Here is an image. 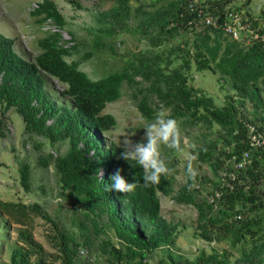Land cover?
Returning a JSON list of instances; mask_svg holds the SVG:
<instances>
[{
    "label": "trees",
    "instance_id": "16d2710c",
    "mask_svg": "<svg viewBox=\"0 0 264 264\" xmlns=\"http://www.w3.org/2000/svg\"><path fill=\"white\" fill-rule=\"evenodd\" d=\"M36 1L31 16L39 24L51 20L59 30L67 31L65 16L55 0ZM79 1L67 0L76 8L81 7ZM188 1L172 0L161 7L141 23L140 33L149 34L153 28L161 42L159 35L176 38L180 31L195 30V24L188 25L192 19ZM225 1L229 0L219 5L224 7ZM124 15H128L125 9L113 8L104 12L102 19L110 18L112 24L123 28ZM247 17L264 32V9L257 18ZM108 24L97 30L92 40L97 46L105 37L116 36L118 31ZM67 33L76 39L73 31ZM65 41L61 31L46 32L36 40L39 53L31 58L18 49L15 37L0 31V137H5L2 127L6 114L13 111L21 116L25 134L44 137L51 144L67 142L63 154L40 156L38 163L43 167L53 164L58 196L73 205L72 222L81 233L76 237L68 232L57 216L37 202L0 200V264H149L151 255L157 252L163 253L158 264H264V214L260 212L264 210V147L249 145L247 127L253 125L264 131V45L247 46L205 27L193 44L184 42L171 48L165 59L158 53L138 55V63L129 62L121 71L91 78L73 58L79 44L67 46ZM179 51L185 53L180 55ZM171 56L183 63L170 68ZM192 65L197 72H210L229 86L231 93L225 95L222 105L189 84ZM138 76L149 82L151 92L170 109L171 117L201 122L209 133L217 127L212 139L209 134L205 135L208 138L203 135L205 142L196 148L197 160L217 176L222 169L232 171L236 175L234 189H221L222 196L213 203L198 200L200 189L196 186L202 179L186 169L187 181L173 198L177 204L196 209L197 235L204 243L226 242L238 256L213 245L208 246L209 251L202 248L193 259L175 253L172 248L178 225L161 215L159 197V193L168 197L174 191L171 172L162 176L159 184L145 187L141 176L144 170L131 167L120 158L122 148L105 140L106 133L116 125L115 117L106 112L107 105L119 100L123 84L134 83ZM52 80L59 89L52 87ZM246 103L251 110L244 115ZM137 109L148 120L155 117L146 97ZM245 152L248 162L236 170ZM117 168L130 182L135 175V191L123 194L106 190L109 176ZM100 172L103 176L98 179ZM19 181L29 192L31 167L26 162L19 166ZM36 217L50 225L47 241L55 253H48L35 239L31 222ZM107 231L116 242L107 237ZM102 234L106 239L96 242Z\"/></svg>",
    "mask_w": 264,
    "mask_h": 264
},
{
    "label": "rangeland",
    "instance_id": "374dc122",
    "mask_svg": "<svg viewBox=\"0 0 264 264\" xmlns=\"http://www.w3.org/2000/svg\"><path fill=\"white\" fill-rule=\"evenodd\" d=\"M171 1L80 0L81 7L76 8L67 0H55L56 5L65 16L67 31H73L76 35V39L73 40L66 30H59L53 21L48 20L39 24L37 18L31 16V12L37 7L36 0H0V31L15 37L18 49L23 50L31 58L39 53L36 44L38 38L45 36L46 32L61 31L64 40H66L65 45L79 44L78 52L73 55V58L79 61V67L91 78H97L101 75L121 71L129 65V62L138 63V55L139 57H150L158 53L162 54L165 59L171 48L182 46L184 42L189 45L193 44L198 36L199 28L180 31L178 38L175 36L171 38L165 34L159 35L163 40L161 42L156 39L157 34L153 28L149 34L140 33L141 23ZM227 5L239 9L245 15L255 16L264 9V0H229ZM113 8H123L128 12V15H124L126 18L122 20L126 23V27L116 26L114 22L112 24L110 18L102 19V14ZM108 23L118 32L114 37H105L101 46H97L92 40L98 34V28L103 25L109 27ZM103 35L101 34V36ZM183 53L185 52L179 51L180 55ZM87 54L91 55L87 56ZM170 58L172 61L170 68L183 63L179 57L171 56ZM188 73L189 84L213 97L217 105H222L225 95L231 93L229 86L219 81L216 75L210 72H197L192 65L191 71ZM52 81V87L59 89L60 86L56 81ZM143 97L147 98L148 105L155 110V117L151 120L144 118L137 109V105ZM249 110H251V105L246 103L243 114H248ZM106 112L115 117L116 125L106 133L105 140H111L116 144L119 139L123 140L124 137L121 134L126 136L134 133L130 139L134 142L140 141L145 132L143 128L150 123H155L157 115L161 112L166 118L176 120L179 129L178 147L171 148L165 144L159 146L160 157L169 168L173 178L174 191L171 196L166 197L159 193L161 215L166 220L178 225L177 237L172 249L177 254L193 259L202 248L209 251L208 246L213 245L218 247V250H231L234 256H238L237 250L231 249L226 242L218 245L204 243L197 235L199 231L196 228V209L191 205L177 204L173 198L178 189L187 181L186 169H190L200 180L202 179L196 186L197 189H200L198 200L207 199L216 188L214 182L217 175L208 165L198 162L196 148L205 142L203 135L206 137L205 135L209 134V138L212 139L217 127L215 126L209 133L201 122L171 117L170 109L163 105L155 93L151 92L149 82L142 80L140 76L136 77L132 84H123L120 99L108 104ZM259 114L263 115V111L259 110ZM6 118L2 127L5 137H0V200L24 204L37 202L46 212L57 216L68 232L78 237L81 231L77 223L72 222L73 205L66 197L58 196L57 176L53 164L50 163L43 167L38 163L40 156L63 154L67 149V142L51 144L44 137L25 134L21 116L13 111L7 112ZM23 162L28 163L31 167L29 192L23 189L19 181V166ZM102 175L101 172L98 173V179ZM261 191V198L264 201V184L261 186ZM260 212L264 214V210ZM31 223L35 239L43 245L48 253H55V248L47 241L50 225L37 217ZM262 225L264 226V221ZM107 233V237L109 236L113 242H116L114 235L109 231ZM14 235L12 230V236ZM103 238L106 239L105 235H99L96 242ZM162 255V252L151 255L149 264H158ZM87 256H90L89 253ZM90 258L93 259L92 256ZM144 264H147L146 261Z\"/></svg>",
    "mask_w": 264,
    "mask_h": 264
},
{
    "label": "clouds",
    "instance_id": "9594fccd",
    "mask_svg": "<svg viewBox=\"0 0 264 264\" xmlns=\"http://www.w3.org/2000/svg\"><path fill=\"white\" fill-rule=\"evenodd\" d=\"M224 3L227 4L228 2L225 1ZM233 9L240 11L236 8ZM199 31H201V29H199ZM143 129H145V132L140 141L134 142L132 139H130V136L134 135V133L126 136L121 134V136L124 138L122 141L119 139L117 144L118 147L122 148L120 158L127 161L131 167L138 166L144 170L143 174L141 175L143 185L145 187H150L153 184H159L161 177L167 176L169 174V168L160 157L159 146L161 144H165L171 148H177L179 129L176 120L173 118H166L163 112L157 115L155 123H150ZM223 170L226 169H222L220 172ZM220 172L214 182L216 184L215 189L219 187ZM121 173L122 169L117 168L115 172L110 174L109 184L106 190L123 194L132 193L138 186V181L135 179V175L133 177V181L130 182ZM212 192L209 194V196L212 194ZM208 197L206 200L209 199Z\"/></svg>",
    "mask_w": 264,
    "mask_h": 264
},
{
    "label": "built area",
    "instance_id": "2783aa9c",
    "mask_svg": "<svg viewBox=\"0 0 264 264\" xmlns=\"http://www.w3.org/2000/svg\"><path fill=\"white\" fill-rule=\"evenodd\" d=\"M215 1L216 3H213ZM223 0H189L187 9L192 14L188 25L195 24L197 28H208L209 30L221 31L224 36H229L234 40H239L245 45H264V32L259 27H255L252 18L245 16L229 5L224 7L219 4ZM249 130V145L251 147H264V131H258L253 126H247ZM249 154L245 152L235 169L240 170L246 166ZM236 175L232 171L223 170L220 172L219 187L209 196V203L222 196L221 189H234L233 182Z\"/></svg>",
    "mask_w": 264,
    "mask_h": 264
},
{
    "label": "crops",
    "instance_id": "0c3cea01",
    "mask_svg": "<svg viewBox=\"0 0 264 264\" xmlns=\"http://www.w3.org/2000/svg\"><path fill=\"white\" fill-rule=\"evenodd\" d=\"M245 11H246V10H245ZM248 15H250V14H248ZM253 17H256V18H257V17H258V15H255V16H253Z\"/></svg>",
    "mask_w": 264,
    "mask_h": 264
}]
</instances>
